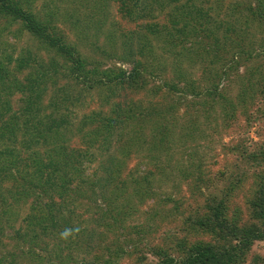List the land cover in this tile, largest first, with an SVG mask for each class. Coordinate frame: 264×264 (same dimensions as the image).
<instances>
[{
    "label": "trees",
    "instance_id": "1",
    "mask_svg": "<svg viewBox=\"0 0 264 264\" xmlns=\"http://www.w3.org/2000/svg\"><path fill=\"white\" fill-rule=\"evenodd\" d=\"M34 1L0 0V264L16 263L13 250L35 264L45 259L49 263L50 256L61 255L70 262L80 255L77 264H93L104 255L103 264H118L131 257L132 264H264V257L250 252L255 242L264 241V140L253 150L239 144L230 150L236 159H245L246 168L224 164L212 173L205 169L204 159L193 152L211 136L208 131L218 130L211 127L213 114L221 116L223 124L219 126L224 131L233 123L237 126L240 117L245 131L250 121H264V74L259 73L261 64H257L264 63V0L228 3L232 19L237 8L243 25L257 28L255 37L252 34L247 42L235 43L229 66L223 56L213 58L205 50L218 41L211 31L199 30L198 13H191L196 0H43L42 16L35 15ZM171 4L179 21L170 17L168 22L176 25L181 21L182 25L163 27L165 38L159 55L147 39L137 46L135 54V43L143 39L139 33L130 32L126 39H120L121 31L106 29V44L97 41L104 36L99 34L103 27L115 25L108 18L110 6L128 22H144L153 34L157 25L149 23L155 17L152 12L161 13ZM51 15L69 23L74 37L65 38L52 24ZM20 34L26 35L31 46L19 48L15 57L2 51L7 36L17 41ZM181 41L189 43L191 50L185 60L192 72L194 61L203 54L211 56L209 63L217 67L205 69L209 85L203 104L182 101L187 95H203L192 88V77H187L192 72L175 68L172 73L164 64L169 60L171 66L179 65L180 53L174 49ZM11 60L13 67L7 65ZM250 60L256 66L247 69L244 79L234 75ZM171 73V82L165 78L162 83L167 87L164 103L157 104L152 98L160 87L152 80ZM221 80H227L228 87L237 85L233 96L227 94L226 87L218 89ZM121 91L140 93L146 101L125 96L116 100ZM93 102L105 104L107 109H89ZM180 106L185 108L182 116H178ZM202 106L205 133L199 132L194 119H187ZM78 109L87 111L76 115ZM251 110L256 114L253 117ZM194 133L199 136L190 146H180ZM130 155L144 159L146 165L134 168L131 175H122L119 166ZM163 163L170 175L173 167L177 168L174 189L184 183L202 205L179 226L158 224V240L164 245H148L142 242L147 234L129 232L118 218L129 214L121 209H131L129 199L119 205L114 202L123 199L128 188L134 189L130 194L134 199L147 196L151 185L148 176L153 170L158 172ZM213 180L218 187L210 189ZM242 192L250 220L238 224L240 212H231L230 202ZM163 196L157 203L175 204L173 214L178 201L169 194ZM24 209L26 215L20 218ZM86 212L96 215V223H83L86 217H81ZM158 212L153 207L145 221L158 219ZM91 224L103 232L92 231ZM107 230L110 240H106ZM146 231L150 232L149 228ZM47 241L48 247L57 248L55 252L46 249Z\"/></svg>",
    "mask_w": 264,
    "mask_h": 264
},
{
    "label": "rangeland",
    "instance_id": "2",
    "mask_svg": "<svg viewBox=\"0 0 264 264\" xmlns=\"http://www.w3.org/2000/svg\"><path fill=\"white\" fill-rule=\"evenodd\" d=\"M235 1H240L243 2V5L245 4V2H249V1H253V0H222L219 1V3H217V1L215 0H196L194 9L191 11V13H193L194 15L198 13V20L201 21L200 25H199V30L202 32H208L211 31L212 35L214 36V38L218 41V43H216L213 47L212 46H206L205 50H208L211 54V56L214 58L215 55L219 54L220 56L224 57L225 64L227 66L230 65V61L228 59L231 58V54L234 53V45L237 44L238 41L241 40V42L243 41L244 43L248 41L249 37H251V35L253 34L255 37V31L257 30V28L255 26H247L245 27L243 25L242 22V17L240 16V13H238L237 11L239 9L236 8V10L233 11L232 16L234 17L233 19L236 20L234 21L229 15L228 13H230V7L228 6V3H233ZM34 5H35V15L38 16L39 13H41V16L44 13V4L45 2H43V0H35L34 1ZM182 2V1H181ZM193 2V0H192ZM173 5L171 4L170 6H168L167 8H165L163 10V12L158 13L157 11H153L152 14L155 15L154 18L150 19L149 23L150 24H156L157 26V30L155 33H150L147 25L144 22H138V23H133V22H128L125 19H123L121 17V15L116 12L115 10V6H110L108 8V10H110L109 16L108 18H110V20L115 24L109 27H103V29L99 32L100 35H104L106 29L110 30H116V33H118V31H121V33L123 34V37H121L120 39H126L128 37V33L130 32H134V33H139L142 35L143 39L138 42L135 43L134 47H135V54L137 52V46H139L141 43L145 42V39H147V42L152 45L153 50L155 52V54H160L161 49L163 48V46L161 45V42L163 40V33H161L163 27H165L166 29H173L174 28H181V21L179 22V24L176 25H171V23L168 22V20L171 18H173L175 21H179L177 19L176 16V12L174 13L173 10ZM70 11H67L65 13H69ZM63 13V14H65ZM51 19H53L52 24L54 26L57 27V29H60L63 33L65 38L67 36L69 37H74V28L69 24L66 23L64 19L58 17V16H52L50 17ZM252 24V23H251ZM162 25V26H160ZM254 25V24H252ZM16 26H13L11 29H14ZM226 28H228V30H226ZM159 29L160 32H159ZM5 35V34H3ZM2 35V36H3ZM176 35V33H175ZM7 36V35H6ZM105 35L101 38H98L97 41L99 43H105L106 41L104 39ZM6 40H8V42H3L4 45V51L7 55L11 54L12 57H15V55L17 54V50L19 48H22V46H31L30 45V41L29 39L26 37V35L24 34H20L19 38L17 39V41L12 40L11 35L7 36ZM89 41H93L94 42V38H90ZM187 41H191V38H187ZM97 42V43H98ZM119 42V41H118ZM117 42V43H118ZM236 43V44H235ZM162 46V47H161ZM14 49V53H12V49ZM81 48L85 49V45L81 44ZM202 49V48H201ZM200 49V50H201ZM120 50V49H119ZM176 52L180 53V58H179V65L178 66H171L169 60H167V63H164L167 65V71H170V68L172 70V73L174 71L175 68H178L181 72L183 73H190L192 72L189 69V64L188 62L185 60V55L188 51H190V46L189 43H184V41L181 42H177V45L174 49ZM202 51V50H201ZM211 56H205L203 54V58L201 59H196L194 61V65L193 68L195 69V72L190 73V75H187V77L190 79L192 77L191 80V85L192 88H194L197 92L199 93H203V95L198 98L195 96H184L182 98V101L185 99H188L187 101L189 102H196L199 104H203L204 100H205V92H206V88L209 85V82L207 80V76L205 73V69L206 71L211 68L212 70L217 69V67L214 64H210V58ZM136 59V56H135ZM5 62V61H4ZM253 60H250V62H244V64H241L238 68H237V72L234 75L240 76L243 79L245 78L246 75V71L249 67L252 66L253 64ZM263 62V60L261 61ZM6 63V62H5ZM108 64V63H106ZM257 64H261V68L259 70V73L264 74V63H257ZM7 65L9 67H13L14 63L12 62V60L7 63ZM119 65V64H117ZM254 66H256V63L253 64ZM123 68H129L130 66L128 65H122ZM166 71V70H165ZM172 73L170 75H166L163 74V78L160 79L159 77L153 78L152 83L156 86V87H160V91L157 93V96L152 98V101H155L157 104H163L164 103V99L163 98V91L164 89H167V87L165 85H163L162 83L164 82L165 78H168L169 81L171 82L172 79ZM158 74H160V71H158ZM166 75V76H165ZM258 75V74H257ZM256 75V77H257ZM233 77V76H232ZM252 83L255 81V76L252 78ZM220 87H226L227 89V94L230 96H233L236 92L237 89V85L236 84H230L228 87V83L227 80H221L218 83V89ZM128 97L131 98L132 101H136L142 98V95L140 93H131L128 91H121L118 96L115 98L116 100H121L122 97ZM142 101H146L145 98H142ZM143 103V102H142ZM146 103V102H145ZM100 105H102V107H100ZM96 104L95 102L90 103L89 104V109H96V110H103L105 111L107 109V106L105 104L100 103ZM163 109V107L161 108V110ZM238 109L237 113H240ZM84 111L87 110H83V109H78L75 110V114L76 115H80L81 113H83ZM185 111V108L183 106H180L179 110H178V116H182L183 113ZM249 113H252V117L253 115H256L254 113V111H249ZM213 120L211 123V127H214L216 130V133H214V131H208L209 133H211L210 137H208L207 140H205L204 142H201L195 151L196 157L199 158H203L205 161V165L207 167H205V169H210L212 173L215 172V170L219 167V168H223L224 164H228L231 165L233 164H237L241 167H247L243 162L245 159H236V156L234 154L230 153V150H232V147L235 144H239V145H243L242 149H246V147L250 146L249 150H253L255 147V144H259L261 141L264 140V121L261 124H256L255 122H251L250 121V127L248 130H244V123L243 119L239 118L238 120V124L237 126L234 127V123L230 126L229 129L227 130H223L220 128V123H221V116L220 115H212ZM251 117V118H252ZM187 118V117H185ZM189 119H194L195 120V124H199L200 129L199 132H203L205 133V128L204 125L202 126V123H204V108L203 106L201 107V109L198 112H194L191 116H189L187 118ZM227 117L225 118L226 121ZM223 124V123H221ZM220 125V126H219ZM222 132L219 135H215L218 132ZM117 133V132H116ZM195 135L191 138L186 139V142H184V144L180 145V146H190L192 141L199 136V133H194ZM202 135V134H201ZM259 135V136H258ZM115 138L116 134L113 136ZM76 140H74L72 142V144H75ZM155 152H158V150H154ZM240 152H244L243 150H240ZM178 154V153H176ZM176 154H174L173 156H175ZM130 159L129 160H122L121 165L119 166L120 170H121V174L123 175L124 173H128V174H133V169L134 168H138L139 165H146L145 164V160L143 161L142 159L139 160L136 156L134 155H130ZM175 158V157H174ZM183 158V156H182ZM176 159V158H175ZM148 162H152V160L148 161ZM163 167H157L158 168V172H155V170H153L152 175L148 176V180L150 181L151 185H150V193L154 192L156 193L154 196L151 195H147L144 197H140L137 199H134V197H132L130 194L135 192L134 189H129L128 187V191H126V193L123 194V199H116V201L114 202L115 205H119L121 203H124L126 201H128L129 199V204L131 206V209H128L126 207L121 208L122 211H130L128 212V215H121V213H119L118 215H121L123 217H118L119 219H123L122 221V225L124 227H126L128 229L129 232H132L134 230H138L141 231L142 233H145L148 235V237L146 239H143L142 242H147L148 245H164L161 243V241L158 240V236H159V231H160V226L162 225V223L167 224V225H173V226H179L181 221L184 220V218L188 215H192L193 211L195 209V207H200L202 205V200L200 198L196 199L194 195H192L190 193V191L188 190V187L183 183L180 188L174 189V184L178 181L177 179V173H176V169L174 170L173 167V172L170 175L168 172L169 170L166 169V165L163 163L162 164ZM148 166H151L150 164L147 165V168H149ZM150 169V168H149ZM213 185L210 189H212L213 187L217 186L216 181L213 180L212 181ZM188 185V183H186ZM248 185H252V184H248ZM189 186V185H188ZM218 187V186H217ZM211 192V191H209ZM216 192V191H215ZM166 195H170L171 199H174L175 201H178V203H176V210L175 212L172 214V209L175 206V204L173 203H157L156 200H158V198H160L161 200L164 199L163 194ZM245 193V190H244ZM242 192L241 194H235L234 199L232 202H230V207H231V212L238 210L239 213V217H237V223L238 224H242L247 222L248 220H250L249 215H248V210H246V207L244 206V200H245V195ZM128 198V199H127ZM132 198V200H130ZM96 203L98 205L101 206V202L100 201H96ZM164 205V208H163ZM156 207L159 210V217L157 219V217L152 221L149 220L148 222L145 221V219L147 218V215L151 212L152 208ZM92 211V210H89ZM161 213V212H163ZM26 209H24L20 215L21 217H24L26 214ZM86 217V219H84L83 223H87L89 224L90 222L92 223H96L94 220V218L96 217V215H90L89 213L86 212V215L82 216L81 218ZM233 217V216H232ZM161 220V221H160ZM19 222V221H18ZM18 222H15V227H17ZM146 224H148L149 227H146ZM159 224V225H158ZM90 229H92V231L96 232L98 231H102L103 229H98V227H94L93 224L90 225ZM149 228V231H146V229ZM106 235V240H110L112 235L110 232H108V230L105 233ZM6 239V238H5ZM119 239H122V237H120ZM8 242H11V240H7ZM48 243L49 241H47V247H48ZM11 244H8L6 247L9 248ZM46 249L52 253L55 252L57 250V248L55 247H48ZM38 249V248H37ZM39 251V250H38ZM14 255H16V263L15 264H35L36 262L32 261H28L26 260L24 257H21L16 250L11 251ZM251 255H258L260 257H264V241H258L255 242L252 245L251 248ZM100 252H98L97 254H99ZM64 254V252H63ZM64 256V255H63ZM106 255H104L102 258L105 259ZM81 258L80 255H77L75 260L73 262H70L69 260L63 259L62 255L60 258L57 257H51L50 256V262L47 263L46 259L43 260L44 263L41 264H58V261L61 262H66L69 264H77V261ZM78 259V260H77ZM103 259L100 258V261H96L93 264H103ZM134 261V258L131 257V259H126L123 258L122 260L119 261L118 264H132V262ZM46 262V263H45ZM245 264H248L247 262H245Z\"/></svg>",
    "mask_w": 264,
    "mask_h": 264
}]
</instances>
